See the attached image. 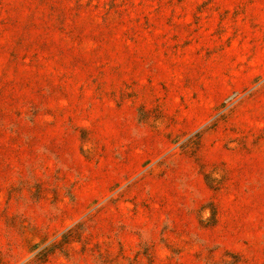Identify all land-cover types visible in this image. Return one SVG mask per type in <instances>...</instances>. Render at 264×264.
Instances as JSON below:
<instances>
[{"label":"rangeland","instance_id":"obj_1","mask_svg":"<svg viewBox=\"0 0 264 264\" xmlns=\"http://www.w3.org/2000/svg\"><path fill=\"white\" fill-rule=\"evenodd\" d=\"M0 264H264V0H0Z\"/></svg>","mask_w":264,"mask_h":264}]
</instances>
